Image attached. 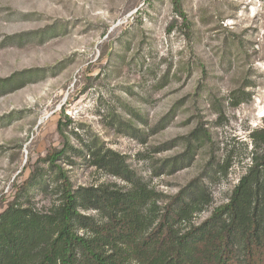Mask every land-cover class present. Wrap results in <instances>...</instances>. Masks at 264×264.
I'll use <instances>...</instances> for the list:
<instances>
[{
    "label": "rangeland",
    "instance_id": "1",
    "mask_svg": "<svg viewBox=\"0 0 264 264\" xmlns=\"http://www.w3.org/2000/svg\"><path fill=\"white\" fill-rule=\"evenodd\" d=\"M174 5L0 0V214L58 204L52 150L75 191L142 184L152 220L177 197L202 199L193 225L229 201L264 128V0Z\"/></svg>",
    "mask_w": 264,
    "mask_h": 264
},
{
    "label": "trees",
    "instance_id": "2",
    "mask_svg": "<svg viewBox=\"0 0 264 264\" xmlns=\"http://www.w3.org/2000/svg\"><path fill=\"white\" fill-rule=\"evenodd\" d=\"M174 4L182 16L178 0ZM250 138V164L229 201L198 225L190 221L202 199L177 197L152 220L143 212L148 191L136 180L126 177V193L75 191L55 163L64 150L48 151L45 161L59 181L58 204L44 213L9 204L0 214V264H264V128ZM114 161L104 156L98 166L126 173ZM81 210L102 211L104 222ZM181 221L189 222L182 231L174 228Z\"/></svg>",
    "mask_w": 264,
    "mask_h": 264
}]
</instances>
